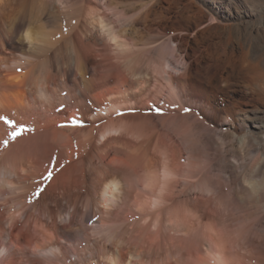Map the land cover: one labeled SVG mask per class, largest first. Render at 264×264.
I'll return each instance as SVG.
<instances>
[{
	"label": "bare ground",
	"instance_id": "bare-ground-1",
	"mask_svg": "<svg viewBox=\"0 0 264 264\" xmlns=\"http://www.w3.org/2000/svg\"><path fill=\"white\" fill-rule=\"evenodd\" d=\"M164 1L132 19L118 0H0V264H264V217L249 222L210 177L240 191L237 167L213 152L206 169L177 141L210 130L209 102ZM137 25L179 58L161 56L153 82Z\"/></svg>",
	"mask_w": 264,
	"mask_h": 264
},
{
	"label": "rangeland",
	"instance_id": "rangeland-1",
	"mask_svg": "<svg viewBox=\"0 0 264 264\" xmlns=\"http://www.w3.org/2000/svg\"><path fill=\"white\" fill-rule=\"evenodd\" d=\"M153 1L156 0H118V7L125 10L129 18L133 19L150 8L154 4ZM166 2L168 1L162 4L165 5ZM169 3L172 5L169 11L171 17L169 23L180 32L187 33L183 35L184 46L190 48L193 56L194 68L189 72L193 83L190 88L197 100L209 102L206 122L210 130L205 131L201 124L199 126L201 128L194 130L195 136L191 135L194 136L191 137L194 143L192 140L190 145L186 143L188 142L186 137V140L182 141V136H179L177 141L182 149L184 147L186 160L190 155L188 150L192 148L198 164L206 169L213 167L219 158L218 153L226 158L229 171L237 167L234 171L241 177L239 180L243 185L240 186L243 192L237 190L238 183L229 178L230 175H226L228 180L227 177L219 180L215 176L217 173L215 167L210 177L217 186L218 184L224 186L223 190L229 207L232 205L231 207L234 208L237 205L235 209L238 207L245 212H238L240 216H242L241 213L246 215L245 217L249 216L252 219L249 222L254 223L257 220L256 217H258L257 221L260 217H264V200H260L262 203L258 201L257 196L251 190L249 192L247 188L249 185V189L252 187L250 180H254L252 182L255 184L259 183L258 180H261V183L264 182V128H257L261 123L264 124V0H172L165 7ZM157 29L156 25H137L131 29L132 33L129 37L132 45L138 44L141 48L143 47L140 50L144 53H141L142 56L139 55L138 60L143 65V76L151 82L154 76L156 77L154 66L160 61L161 56L170 60L175 66L179 61L177 54L173 55L172 49L167 45L160 46L161 49L158 48L159 43L162 44V39L158 38ZM168 70L175 75L183 73L172 68ZM244 108H247V112L241 111ZM222 121L223 127L220 126ZM206 138H210V144L208 140L205 142ZM220 138L219 143L222 145L218 144ZM192 145L194 148L191 147ZM202 145H205V148ZM217 145L221 146H219L221 151ZM200 150L203 152L202 155L199 154ZM211 155L213 158L216 156V160L211 158ZM231 166L233 168H230ZM234 171L233 174H235ZM229 179L233 181L232 183L230 180L232 184ZM234 186L236 189L233 188ZM244 187L248 191H245ZM255 210L260 211V216Z\"/></svg>",
	"mask_w": 264,
	"mask_h": 264
},
{
	"label": "snow or ice",
	"instance_id": "snow-or-ice-1",
	"mask_svg": "<svg viewBox=\"0 0 264 264\" xmlns=\"http://www.w3.org/2000/svg\"><path fill=\"white\" fill-rule=\"evenodd\" d=\"M110 39H111V42L113 44H118L119 43V37L112 36ZM111 190H112V192L118 191L119 190V184L118 183H113L111 185Z\"/></svg>",
	"mask_w": 264,
	"mask_h": 264
},
{
	"label": "clouds",
	"instance_id": "clouds-1",
	"mask_svg": "<svg viewBox=\"0 0 264 264\" xmlns=\"http://www.w3.org/2000/svg\"><path fill=\"white\" fill-rule=\"evenodd\" d=\"M13 79H16L15 77ZM119 183V181H117ZM192 217L199 221V214L198 213H191ZM199 226V224H197ZM209 228L211 229V226L209 225Z\"/></svg>",
	"mask_w": 264,
	"mask_h": 264
}]
</instances>
